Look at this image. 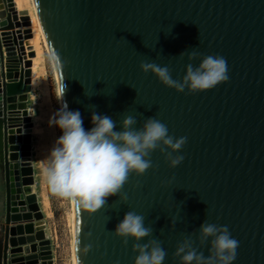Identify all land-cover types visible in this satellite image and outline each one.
I'll list each match as a JSON object with an SVG mask.
<instances>
[{
  "label": "water",
  "instance_id": "95a60500",
  "mask_svg": "<svg viewBox=\"0 0 264 264\" xmlns=\"http://www.w3.org/2000/svg\"><path fill=\"white\" fill-rule=\"evenodd\" d=\"M35 3L60 91L86 129L95 106L118 125L127 116L137 118V128L157 118L170 135L187 137L177 168L157 150L153 168L130 175L122 193L128 204L118 194L95 213L74 204L76 264H135L136 241L125 245L114 232L130 210L153 228L168 253L165 264H179L174 253L186 237L199 248L204 222L229 228L239 242L234 264H264V0ZM193 51L199 57L189 61ZM36 54L25 45L16 1L0 0L2 264H53L33 186L35 111L28 100ZM207 55L225 58L229 80L194 94L178 93L140 67L155 62L182 80L187 65ZM208 247L200 251L208 255Z\"/></svg>",
  "mask_w": 264,
  "mask_h": 264
},
{
  "label": "clouds",
  "instance_id": "9594fccd",
  "mask_svg": "<svg viewBox=\"0 0 264 264\" xmlns=\"http://www.w3.org/2000/svg\"><path fill=\"white\" fill-rule=\"evenodd\" d=\"M198 57L194 51L188 54L189 61ZM140 67L178 93L204 92L229 80L227 62L219 55L202 57L198 66L189 63L182 80L174 79L167 66L155 62L141 63ZM60 95L62 107L50 120V125L59 128L61 135L43 166V176L53 193L70 199L78 208L95 213L105 207L108 197L117 194L123 204H128V196L122 194L125 184L131 174L142 177L153 168L151 157L157 150L165 156L170 168L183 163L185 157L180 153L187 137L170 135L167 125L157 118H149L137 128V118L127 116L118 125L91 106L93 126L86 129L82 113L71 110L65 102L64 89ZM118 126L120 130H116ZM114 232L125 245L130 239L136 241L133 246L137 253L135 264H165L168 253L162 243L153 238V228L146 225L145 216L128 211ZM198 241L199 248L190 237L178 244L174 255L179 264H234L239 242L227 226L204 222L199 228ZM206 245L208 255L200 251Z\"/></svg>",
  "mask_w": 264,
  "mask_h": 264
},
{
  "label": "rangeland",
  "instance_id": "374dc122",
  "mask_svg": "<svg viewBox=\"0 0 264 264\" xmlns=\"http://www.w3.org/2000/svg\"><path fill=\"white\" fill-rule=\"evenodd\" d=\"M26 5L28 9L24 10L32 18V31H29V34L34 38L40 53V63L33 77V92L29 94L28 100V107L35 111L31 150L33 186L42 214L39 222L43 223L46 239L50 241L53 264H76L74 203L70 199L53 193L43 176V166L57 138L61 135L59 128L50 125V120L62 107L59 78L48 43L46 44L47 40L45 42L44 39L45 34H42L40 23L33 13L34 7L31 0H26ZM18 9L21 14L22 9L19 6ZM23 30L25 45L28 48V29L25 22H23ZM3 239L2 232L0 241ZM0 254L2 264V253Z\"/></svg>",
  "mask_w": 264,
  "mask_h": 264
},
{
  "label": "bare ground",
  "instance_id": "6f19581e",
  "mask_svg": "<svg viewBox=\"0 0 264 264\" xmlns=\"http://www.w3.org/2000/svg\"><path fill=\"white\" fill-rule=\"evenodd\" d=\"M16 1V4H18V6H19V8H21L22 9V12H21V14H20V12H19V16H20V18L22 19V21L23 22H25V24H26V27H27V29H28V48L27 49H29L30 47H34L35 48V50H36V52H37V54H36V57H34V59H33V64H34V66H33V74H34V76H35V74H36V70H37V67L39 66V59H40V53H39V49H38V47H37V45H36V43H35V40H34V38L33 37H31V34H29V31L31 32L32 30H31V20H32V18L31 17H29L28 15H27V13H26V9H28L26 6V0H15ZM31 3H32V5H33V9H34V11H33V13L35 14V16H36V18H37V20H38V22L40 23V28H41V32H42V34H44L43 32V27H42V24H41V21H40V17H39V13H38V10H37V7H36V3H35V0H31ZM25 9V10H24ZM29 35H30V37H29ZM45 39V42H46V38H44ZM25 43H26V40H25ZM46 44H47V42H46ZM30 46V47H29ZM48 48H49V46H48ZM51 54V53H50ZM52 56V55H51ZM53 59V58H52ZM53 62H54V59H53ZM54 65H55V62H54ZM56 68V67H55ZM57 71V70H56ZM57 73V72H56ZM20 137H22V139H24V137L23 136H20ZM75 262H76V256H75Z\"/></svg>",
  "mask_w": 264,
  "mask_h": 264
},
{
  "label": "crops",
  "instance_id": "0c3cea01",
  "mask_svg": "<svg viewBox=\"0 0 264 264\" xmlns=\"http://www.w3.org/2000/svg\"><path fill=\"white\" fill-rule=\"evenodd\" d=\"M2 166L3 165L0 163V235H1V223H2L4 216L6 215L5 206H4L5 197H6V194H5V173H4Z\"/></svg>",
  "mask_w": 264,
  "mask_h": 264
}]
</instances>
